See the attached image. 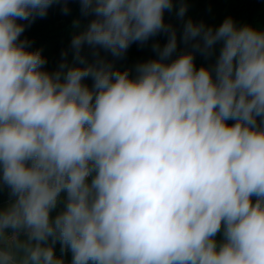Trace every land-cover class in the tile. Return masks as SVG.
<instances>
[{
    "label": "clouds",
    "instance_id": "1",
    "mask_svg": "<svg viewBox=\"0 0 264 264\" xmlns=\"http://www.w3.org/2000/svg\"><path fill=\"white\" fill-rule=\"evenodd\" d=\"M78 2L75 63L50 72L22 34L69 0H0V264H65L57 243L70 264H264V31L185 20V0ZM161 33L135 77L100 55Z\"/></svg>",
    "mask_w": 264,
    "mask_h": 264
},
{
    "label": "trees",
    "instance_id": "2",
    "mask_svg": "<svg viewBox=\"0 0 264 264\" xmlns=\"http://www.w3.org/2000/svg\"><path fill=\"white\" fill-rule=\"evenodd\" d=\"M187 3V13L185 20L191 19L194 23L203 22L206 26L213 28L218 27L225 18L231 17L237 26L245 24L264 31V0H185ZM64 5L54 4L48 10L45 18H37L34 23L22 34V38H27L32 42L31 50H40L43 57L46 58L47 64L44 66L48 71H55L61 61L65 59L62 56L63 52H67V61L69 64L75 63L72 60V50L70 47L72 38L84 31L91 19V17H84L80 12V4L78 0H69L67 7L69 13L63 14L61 9ZM178 8L179 4H175ZM165 22L171 23L177 28L178 32V49L175 55L182 51L191 50L190 46L186 47L179 40L182 33V21L176 18L175 10L172 13L165 12ZM21 23H26L21 21ZM167 37L161 33L156 37L150 38L149 41L141 46L134 43L128 49L126 55L122 59H115L110 53L100 50V55L112 62L114 67L123 71L128 70L130 76L135 77L136 65L138 63L146 62L150 59L158 58L153 51L152 45L159 43L161 47L166 43ZM220 44L215 46L214 54L206 58L199 52L195 53V65L211 67L215 63L216 56L219 53ZM88 57L89 62L94 59L91 51L85 47L82 52ZM91 87L92 80L89 78L85 81ZM228 123H233L229 121ZM9 196L7 189L0 191V204L8 202ZM58 206V210H59ZM223 239L222 233L218 234L217 240ZM55 254L57 256L63 255L65 264H70L71 253H61L60 245L57 243L54 246Z\"/></svg>",
    "mask_w": 264,
    "mask_h": 264
},
{
    "label": "crops",
    "instance_id": "3",
    "mask_svg": "<svg viewBox=\"0 0 264 264\" xmlns=\"http://www.w3.org/2000/svg\"><path fill=\"white\" fill-rule=\"evenodd\" d=\"M8 202H5V203H1L0 204V207H3V206H6Z\"/></svg>",
    "mask_w": 264,
    "mask_h": 264
},
{
    "label": "rangeland",
    "instance_id": "4",
    "mask_svg": "<svg viewBox=\"0 0 264 264\" xmlns=\"http://www.w3.org/2000/svg\"><path fill=\"white\" fill-rule=\"evenodd\" d=\"M56 211H58V209H57ZM56 211H54V212L52 213V215H53V216H55V215H56Z\"/></svg>",
    "mask_w": 264,
    "mask_h": 264
}]
</instances>
